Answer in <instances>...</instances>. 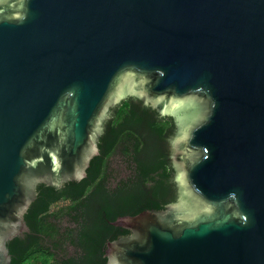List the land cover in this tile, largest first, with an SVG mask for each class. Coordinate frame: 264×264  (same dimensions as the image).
Listing matches in <instances>:
<instances>
[{
    "label": "water",
    "instance_id": "95a60500",
    "mask_svg": "<svg viewBox=\"0 0 264 264\" xmlns=\"http://www.w3.org/2000/svg\"><path fill=\"white\" fill-rule=\"evenodd\" d=\"M128 96L175 119L177 200L112 222L106 264H264V0H0V264Z\"/></svg>",
    "mask_w": 264,
    "mask_h": 264
},
{
    "label": "trees",
    "instance_id": "16d2710c",
    "mask_svg": "<svg viewBox=\"0 0 264 264\" xmlns=\"http://www.w3.org/2000/svg\"><path fill=\"white\" fill-rule=\"evenodd\" d=\"M176 131L173 116L124 98L110 110L86 178L38 186L25 215L31 233L8 243L11 264H106L107 242L129 234L112 222L177 200L170 158ZM115 156L118 173L111 166Z\"/></svg>",
    "mask_w": 264,
    "mask_h": 264
},
{
    "label": "rangeland",
    "instance_id": "374dc122",
    "mask_svg": "<svg viewBox=\"0 0 264 264\" xmlns=\"http://www.w3.org/2000/svg\"><path fill=\"white\" fill-rule=\"evenodd\" d=\"M116 158H118V157L115 156L114 159H116ZM117 160H118V159L114 160V163L111 164L112 167L114 166V170H115L114 173H115V172L118 173V172L120 171V167H121L120 165H116V166H115V163H116Z\"/></svg>",
    "mask_w": 264,
    "mask_h": 264
},
{
    "label": "flooded vegetation",
    "instance_id": "af4514ba",
    "mask_svg": "<svg viewBox=\"0 0 264 264\" xmlns=\"http://www.w3.org/2000/svg\"><path fill=\"white\" fill-rule=\"evenodd\" d=\"M29 228H30V227H29ZM29 233H31V229H30L29 232L25 233L23 236H20V237L25 239V238H26V235L29 234ZM17 238H18V237H17Z\"/></svg>",
    "mask_w": 264,
    "mask_h": 264
}]
</instances>
